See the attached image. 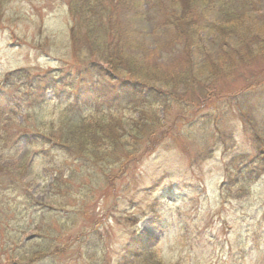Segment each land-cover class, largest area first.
<instances>
[{
    "label": "rangeland",
    "instance_id": "1",
    "mask_svg": "<svg viewBox=\"0 0 264 264\" xmlns=\"http://www.w3.org/2000/svg\"><path fill=\"white\" fill-rule=\"evenodd\" d=\"M146 1L132 0L123 19L154 49L169 29ZM248 10L245 27L264 26V0H251ZM70 24L67 0H0V179L10 186L0 182V264L19 260V247L32 239L24 248L38 255L31 264H150L152 256L163 264H264V41L217 60L207 89L200 84L192 94L203 103L201 117L218 116L223 142L212 136L213 121L207 130L186 129L193 116L181 118L174 105L163 132L143 138L105 177L39 142L65 110L98 121L117 111L109 86L89 87L96 78L82 65L85 48L73 51ZM207 29L200 53L215 59ZM175 50L156 51L166 67L178 61ZM237 104L248 115L240 117ZM235 155L251 169L238 177L229 164ZM37 241L54 253H34Z\"/></svg>",
    "mask_w": 264,
    "mask_h": 264
},
{
    "label": "trees",
    "instance_id": "2",
    "mask_svg": "<svg viewBox=\"0 0 264 264\" xmlns=\"http://www.w3.org/2000/svg\"><path fill=\"white\" fill-rule=\"evenodd\" d=\"M131 2L132 0H67V13L71 20L70 42L72 45L79 44L76 45L77 48L72 47L73 51L79 54L83 51L81 48H85L84 52L88 57L83 60L82 65L96 78H92L88 85L96 93L99 86H102L101 89L109 86L117 111L108 119L98 121L88 120L65 110L57 121L49 124V129L40 133L39 139L42 145L49 144L55 151L79 163L83 170L97 169L105 177H108L105 172L107 168L129 159L139 150L143 138L154 134L158 129L163 132L167 114L174 105L181 118L193 116L186 123V129H198V126L206 129L211 115H199L203 103L192 96L195 88L201 84L207 89L210 80L214 79L217 60L228 56L240 58V46L247 47L250 43H256L262 47L264 41V26L260 25L255 30L250 26L245 27L251 0H239L238 3L236 0H147V10H151L159 18L158 26L164 30L169 29V36L154 43V49H149L142 39L131 34L133 32L124 23L123 13L132 8L131 4L134 3ZM212 9L216 10L215 21L211 20ZM206 28L212 34L209 47L216 48L215 59L210 50L202 49L203 54L200 53L203 47L200 34ZM164 46L176 49L178 53V57L174 59L178 61L168 67L161 63L156 52ZM151 54L157 55L155 60H151ZM20 72L19 77L23 75V71ZM59 72V69H54V83L59 80ZM186 89L192 90L191 95ZM208 96L209 93L205 95V101ZM77 104L78 101H75L71 106ZM236 107L240 117L248 115L244 105L237 104ZM124 109L128 111L127 117L122 113L118 114V110ZM222 111H227V108L224 107ZM160 112L162 116H159ZM217 117L216 115L212 120L215 128V135L212 133V136L216 137V142H223L225 134L217 126ZM244 157L235 155L229 162L237 177L251 170L250 162L244 160ZM239 158L244 161H239ZM4 171L10 174L7 169ZM227 175L229 176L228 173ZM5 179L7 178L1 176L0 182L8 187ZM55 179L56 176L53 177V182ZM247 179L238 178L239 182ZM110 180L111 177L106 179L107 182ZM11 182L13 185L14 181H9ZM14 189L19 190L20 194L26 192L17 185ZM33 240H28L19 247V260L11 264H22L25 260L31 264L38 259V255L33 256L27 252L28 249L24 250L25 247L32 249L29 243ZM44 244L43 241H37L34 253L41 256L54 253L50 252V246ZM137 245L140 250L142 245ZM150 264L163 263L152 256Z\"/></svg>",
    "mask_w": 264,
    "mask_h": 264
}]
</instances>
